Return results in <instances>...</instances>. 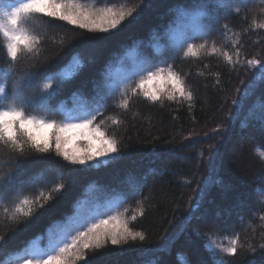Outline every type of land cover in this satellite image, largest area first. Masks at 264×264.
<instances>
[{"label": "trees", "instance_id": "trees-1", "mask_svg": "<svg viewBox=\"0 0 264 264\" xmlns=\"http://www.w3.org/2000/svg\"><path fill=\"white\" fill-rule=\"evenodd\" d=\"M76 2L93 9L136 8L138 16L131 23L125 21L116 30L119 35L101 47L81 43L99 34L78 29L73 32L69 30L70 26L49 27L47 17H38L33 22L34 28L47 33L50 70L65 68L72 57L82 65L71 78L72 82L56 98L57 107L71 108L81 99L91 97L97 83L106 81L109 76L119 77L145 52H155L161 43L164 24L178 14L177 5L190 0ZM149 4L152 6L147 7ZM245 15L247 22L242 19ZM253 19L264 22V0L249 3L246 10L241 8L239 17L229 18L221 13L220 22L227 23L239 38L241 28L248 32V24ZM256 31L253 29L244 40L241 64L245 57L264 60V30L259 34ZM65 38L68 43L60 51V41ZM206 39L210 45L215 42L217 48L231 51L227 41L215 34ZM4 43L0 35V67H7ZM176 61L174 69L181 71L186 85L194 93V107L190 109L187 102L165 101L159 106L133 99L131 111L123 116L122 125L114 126L111 123L113 103L110 101L103 121L97 123L120 141L121 158L109 157L107 161H99L98 167L76 172L69 169L87 166L67 165L55 155L47 157V166L28 165L29 171L23 179L38 176L39 181L34 185H23V195L36 198L41 193L47 194L52 185L61 182L62 176L66 187L45 205V209L35 214L30 227L19 224L21 231H13L16 222L11 220V202L0 204V235L12 237L9 244L0 248V264H20L25 254L23 249L31 242H41L52 225L77 209L90 211L93 208L111 210L112 215L123 213L129 227L144 232L146 240L89 250L87 258L77 264H197V261L214 264L215 259H222L225 264H250L253 253L238 251L237 256H228L214 249V243L228 247L237 235L242 243L261 242L264 229V220L260 219L264 216V130L254 114L264 107V74L259 69L239 66L233 71L219 52L202 56L201 62L185 60L181 63L179 57ZM253 76L256 77L254 94L242 109H238L232 101L239 98L238 90L242 91ZM233 115L234 120L231 119ZM50 118L61 119L60 116ZM220 127L221 132L214 131ZM84 143L80 137L68 147L74 150ZM3 151L7 153L6 149ZM209 152L213 156H209ZM33 158H37L35 154ZM8 163L6 158H0V172L10 170ZM133 188L142 196L125 199ZM239 201L243 202V208L238 214L236 205ZM141 206L146 209L143 217L138 215ZM5 207L9 208L7 220ZM42 212L47 214L41 216ZM134 214L136 221L131 220ZM254 258V264H264V256L259 250Z\"/></svg>", "mask_w": 264, "mask_h": 264}, {"label": "snow or ice", "instance_id": "snow-or-ice-1", "mask_svg": "<svg viewBox=\"0 0 264 264\" xmlns=\"http://www.w3.org/2000/svg\"><path fill=\"white\" fill-rule=\"evenodd\" d=\"M249 3L254 4L255 0H190L189 3L177 5L178 14L170 17L164 24L161 43L156 46L155 52H145L134 66L119 77L113 79L109 76L106 81L97 83L91 97L81 99L73 107L66 108L63 105L57 107L54 102L72 82L71 78L82 65L76 57H72L65 68L50 70V54L46 50L47 33L34 28L33 22L38 17H47L49 27L70 26L69 30L73 32L78 29L99 34L90 36L81 43L101 47L119 35L116 30L125 21L131 23L137 18V9H93L78 4L76 0H0V35L5 41L3 47L7 65L0 67V158L9 161L10 169L0 172V204L8 205L11 202V220L16 222L13 231L22 230L19 229V224H24L25 228L30 227L35 214L40 209H45V205L66 187L62 182L65 177L62 176L61 182L52 185L47 194L41 193L36 198L23 195V185H34L39 181L38 176L23 179L29 171L28 165L47 166V157L55 155L67 162V165L87 166L69 169L70 172H76L98 167L99 161H107L109 157L121 158L120 141L107 134L97 123L98 120L103 121L110 101L113 103L111 123L114 126L122 125L123 116L131 111L133 99H142L149 105L159 106H163L165 101L187 102L190 109L194 107L193 91L186 85V78L181 71L173 67L177 57L181 63L185 60L201 62L202 56L219 52L233 71L239 66L249 70L259 69L264 74V60L261 58L245 57V62L241 64L244 40L253 29L257 30L256 34L264 30V22L253 19L248 24V32L241 28L239 38L227 23L220 22L221 13L229 18L239 17L241 8L246 10ZM242 19L248 21L246 15ZM54 21L62 23L53 24ZM213 34L227 41L231 51L217 48L215 42L210 45L206 38ZM72 38L75 39L74 36ZM67 43V38L62 39L58 50L62 51ZM255 79L253 76V80L242 91L238 90L239 98L232 101L238 109H242L254 94ZM254 115L258 117L264 130V107ZM55 116H60L61 119L58 121L50 118ZM231 119L234 120L235 116ZM214 131L221 132L222 127ZM80 137L86 143L70 150L68 145ZM4 149L7 150L6 154ZM208 155L213 156V153L209 152ZM136 195L142 196V193L136 188L130 189L125 199ZM236 208L239 214L243 202L239 201ZM4 211L7 220L9 208L5 207ZM110 211L100 208L90 211L77 209L63 221L52 225L41 242L27 245L23 249L25 254L20 264H77L87 258L89 250L146 240L144 232L133 231L129 227L128 219L123 213L112 215ZM145 212L143 206L138 209L140 217ZM46 214L47 212L40 213L41 216ZM260 219L264 220V216ZM131 220L136 221L137 215H132ZM11 240L12 237L0 235V248ZM214 249L232 257L237 256L238 251L253 253L250 264H254L257 250L264 256V229L259 243H242L237 235L228 247L214 243ZM213 255L215 258V251ZM197 264L203 262L197 261ZM214 264H225V261L215 259Z\"/></svg>", "mask_w": 264, "mask_h": 264}]
</instances>
